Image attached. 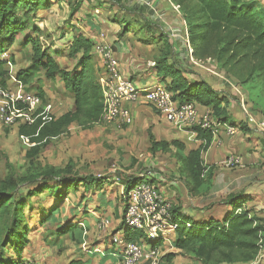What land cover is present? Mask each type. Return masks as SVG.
Wrapping results in <instances>:
<instances>
[{"label": "trees", "instance_id": "1", "mask_svg": "<svg viewBox=\"0 0 264 264\" xmlns=\"http://www.w3.org/2000/svg\"><path fill=\"white\" fill-rule=\"evenodd\" d=\"M174 1L183 11L190 42L197 58L207 57L212 49L214 57L223 67L229 71L235 70L236 78L241 84L253 83L249 88L253 107H249V110L255 117L258 115L254 113L264 115V95L254 94L258 86L264 85V6L259 7L256 0ZM53 4V0H0V53L12 48L17 42L18 34H23L21 43H24V47H30L32 50L31 65L19 69L17 82L28 89L34 71L43 69L50 80L60 76L65 88L74 98V109L60 116L40 108L36 111L32 124L19 125V136L31 145L33 156L48 146L53 139L67 132L73 124L88 129L102 123L105 109L103 87L98 82L93 65L94 43L83 34L74 36L69 46V56L76 59L72 69L60 67L54 56L59 54L58 51L53 50V55L48 47L42 46V29L36 25V14L41 10L50 9ZM79 6L80 2L72 9V15ZM164 43L167 54L161 55L155 66L164 71L158 82L166 86L173 99L181 104L194 102L211 109L212 116L219 124L227 123L237 127L239 132L249 130L247 126L250 125L247 122L235 123L232 120L225 105V97H221L210 83L203 79L192 81L185 76V71L172 61L171 45L167 40ZM6 62V59H0V77L4 86ZM168 77L170 81L167 80ZM37 94L46 104V92L40 85ZM190 130L197 132L198 136L205 140V144L188 152L185 144L179 140H156L151 130L148 131V138L152 153L160 150L167 152L172 147L177 149V158L181 163V170L186 174L189 192L194 194L203 186L208 190L211 181L212 171L205 165L203 153L209 147L213 133L212 130L200 126ZM39 178L40 182L23 195H17L18 180H0V264H19L24 260L22 254L31 231L26 210L32 209L31 200L34 197L47 194L56 200L50 209L42 210L45 216L40 221L41 225L45 222L54 223L64 211L62 206L71 191L78 192L81 187L86 191L101 190L107 182L93 174L81 175L70 165L64 169H50L40 174ZM144 180L152 182V178L146 174L123 179L126 198H122V201L125 204L133 185ZM247 201L249 195L244 191L228 195L224 204L232 210L228 211L222 220L194 219L182 215L178 209H173V221L178 224L174 247L194 255L204 264H258L259 240L264 239V220L252 214L251 210L243 208V203ZM75 226L78 227L75 221L68 225H58L54 235L58 238L69 235L80 245L81 232L80 229L74 231ZM120 229H125L128 239L141 236L140 232L127 228L124 219ZM176 256L177 254L172 252L167 254L166 258L172 264Z\"/></svg>", "mask_w": 264, "mask_h": 264}, {"label": "rangeland", "instance_id": "2", "mask_svg": "<svg viewBox=\"0 0 264 264\" xmlns=\"http://www.w3.org/2000/svg\"><path fill=\"white\" fill-rule=\"evenodd\" d=\"M64 1L68 2V6L72 10L81 0H75V2H73L74 0ZM256 2L259 7L264 6V0H256ZM64 7L65 9L68 8ZM172 9L183 15L181 7L179 9V11L181 10L180 13L174 7ZM39 13L36 14V25L42 29L40 33L42 46L48 47L49 52L53 55V50L58 51L59 54L54 56L60 67L72 69L76 59L68 55L70 44L67 39L70 37L68 34L72 32L70 30L71 26H75L72 24L73 15L69 14L68 11L64 12L62 8L59 12H45L43 18L38 17ZM186 27L188 28L184 23V30L187 29ZM176 28L181 29V27L170 26L168 30V25H166V29L171 33V49L175 58L174 61L172 60L173 63L183 69L185 73L187 72L186 76L190 80L203 79L210 83L221 97H225V105L229 109L228 111L231 114L238 113L242 119L241 121L246 122L241 101L247 102L250 109H252L253 103L249 96V88L253 86V83L241 84L242 82L240 83L236 78L235 70L229 71L228 68L223 67L222 63H219L214 57L212 49L209 50L207 57L197 58L190 42L189 32L186 30L184 34L179 35L180 30ZM22 40L23 34H18L17 42L12 48L0 53V59H6L7 61L5 65L7 74L4 76L6 86L13 89L21 87L16 80L19 69L31 65L32 50L30 47H24V43H21ZM178 49L181 50L179 59L176 54ZM45 83L44 91L48 102L47 112L60 116L74 109L73 95L65 88L60 76L55 80H50L46 77L43 69H38L34 71L28 89L37 92L38 86L45 85ZM258 93L264 95L263 84L254 90L255 95ZM231 101L234 102V106H230ZM246 108L248 107L246 106ZM200 110L203 111L201 108ZM254 114L258 115L257 117H264L259 113ZM133 123L131 125L100 123L88 129L73 124L67 132L53 139L48 146L42 148L38 154L33 156L31 154L32 149H30L31 145L19 136V125L5 126L0 122V180L8 182L10 178L18 180L17 195H23L40 182V174L48 172L50 169H64L68 165L74 167L81 175L93 174L105 181H111V183L119 179V184L125 177L143 176V173L146 172L154 174L160 169L166 170L165 173L168 170L174 173L175 170V174H179L180 172L174 161V152L170 150L169 153H164L162 151L155 154V157L151 156L152 152L149 149L147 134L149 126L141 125L134 131V135H131L128 130L134 127ZM172 161L174 164L171 163ZM159 172L163 173L161 170ZM222 173L223 171H220L219 175L223 176ZM261 181H264V179ZM145 182L146 180L141 184ZM221 183H217V187L221 186ZM119 184L116 186L117 191H120ZM259 188V184L256 187H250L253 192ZM111 193L113 200L115 198L114 190ZM120 199L121 197L117 196L116 200H111L112 206L108 207L109 215L114 222H119L122 219V209L121 207L117 208L122 204ZM55 202L56 200L52 195L47 194H43L42 197H34L31 200L32 209L30 211L26 210L29 215L28 223L31 231L28 235L29 241L22 254L23 258L25 257L24 260L30 258L38 263L43 262L45 264H90L83 262V257L86 256L87 249L94 252L92 251L93 245L82 247L69 235L58 238L54 235V232H57L58 225H68L74 223V221L76 224H80L82 219L87 224L92 222V212L90 213L88 210L93 211L96 209L100 199L96 197L94 190L86 191L81 187L78 192L71 191L65 200L64 206H62L64 211L58 216V220L54 223L45 222L44 225H41L40 221L45 216L42 210L50 209ZM79 207L81 208L77 211L76 209ZM85 207L88 208L87 211ZM118 213L119 215H117ZM100 219L107 220V217L103 216ZM73 230L78 231L79 227L75 226ZM86 230L88 231L87 235H89V228ZM95 235L96 233L91 236V241L97 239V235ZM172 246H174V242ZM171 251L178 255L172 264H204L188 252L176 250L175 247ZM113 253L118 259L121 258L117 250ZM24 260H21L19 264H23ZM111 260L113 261L114 258H111ZM257 263L264 264V252Z\"/></svg>", "mask_w": 264, "mask_h": 264}, {"label": "crops", "instance_id": "3", "mask_svg": "<svg viewBox=\"0 0 264 264\" xmlns=\"http://www.w3.org/2000/svg\"><path fill=\"white\" fill-rule=\"evenodd\" d=\"M174 5L179 4L174 0H81L79 9L73 15L72 24L75 26H71L70 30L72 32L68 34L70 37L67 40L71 45L74 36L83 34L94 43L93 65L98 82L103 85L105 72L95 48L101 42L100 35L104 32L107 36L106 40L115 50L121 74L133 79L139 87H147L160 81L161 75L164 73L155 65L161 55L167 54L168 50L165 48L164 41L167 40L170 45L172 44L171 33L168 31L170 26L181 27V29L176 28L180 30L179 35L184 34L186 30L188 31L187 27L184 30V23L186 26L187 23L183 15L172 9ZM64 6L68 8L65 9ZM61 8L64 12L68 11L72 15L68 2L63 0L55 1L50 9L39 11L38 17L43 18L45 12H59ZM178 12L180 13L181 10ZM166 25H168V30ZM176 54L179 59L181 50L178 49ZM64 69L70 68L65 67ZM187 74L186 72L185 76ZM167 80L170 81V77ZM41 87L44 89L46 83ZM230 106H234L233 101L230 102ZM128 107L131 111L132 123L134 122V127L128 130L131 135H134V131L139 126L144 125L146 127L148 125V131L151 130L156 140H179L185 144L186 152L205 144V140L198 136L197 132L190 130L191 128L188 127L174 126L161 113L143 101L130 103ZM44 108L45 110L48 109V102L44 104ZM229 114L235 123L242 122L238 113L231 114L229 112ZM228 126L227 123L220 124L219 132L213 135L209 147L203 153L204 163L212 171L208 190L203 186L194 194L189 192L186 174L181 170V163L178 161L175 147L170 150L174 152V161L180 173L175 174V170L174 173L169 170L165 173L166 170L160 169L163 173L159 172L160 170L156 171L153 174L152 183L157 186L166 199L173 203L175 210L178 209L182 215L194 219L214 218L222 220L225 214L232 210L224 204L226 197L231 193L244 191L249 195V201L243 203L244 208L251 210L252 214L264 220V181H261L264 179V138L259 130L252 126H247L249 128L247 131L240 130L238 134L231 136L226 131ZM169 151L163 152L169 153ZM158 152H162V150ZM158 152L150 155L155 157ZM230 154L240 156L242 158L241 165L228 167L225 160ZM171 163L174 164L173 161ZM220 171H223V176L219 175ZM119 183V179L114 183L107 181L101 190L94 191L96 197L100 199L99 204L96 205L97 208L93 210L95 212L85 207L86 211L92 212L93 221L87 224L82 219L81 223L78 224L82 238L79 246L93 245L92 251L96 254L87 249L83 262L90 264H121V258L118 259L113 253L117 249L112 244L113 235L117 233L125 234V229L120 228L126 206L122 198H126V194H124L123 180L121 184ZM217 183H221V186L217 187ZM118 184L120 185V191L116 189ZM258 184L260 188L255 192L251 191L250 187H256ZM113 190L115 196L113 200H116V197L119 196L122 202L121 205L117 206V208L121 207L122 209V219L119 222H114L109 215L108 207L112 206L111 196L113 195L111 192ZM103 216L107 217L110 224L107 233H103L98 226L101 221L100 218ZM87 228H89V235H87ZM95 233L97 239L91 241V236ZM111 258H114V260L112 261ZM35 263L45 264L36 261Z\"/></svg>", "mask_w": 264, "mask_h": 264}, {"label": "built area", "instance_id": "4", "mask_svg": "<svg viewBox=\"0 0 264 264\" xmlns=\"http://www.w3.org/2000/svg\"><path fill=\"white\" fill-rule=\"evenodd\" d=\"M174 8L179 11L180 5H174ZM100 36L101 42L97 44L95 52L99 55L105 72L102 85L105 104L102 123L131 124L132 115L128 104L143 101L177 127L200 126L212 130L213 135L219 132L220 124L214 120L211 109L194 102L181 104L175 101L172 93L161 82L139 87L123 76L119 71L115 50L106 40V34L102 32ZM25 88L22 85L17 89L4 86L0 77V122L3 125L32 124L36 111L43 108L39 94ZM241 107L246 122L256 127L264 138V117L252 115L247 102L243 100ZM226 131L231 136L239 133V129L234 126H228ZM241 163L242 158L235 154H230L225 160L228 167L239 166ZM145 174L153 177L151 173H143V176ZM141 183L133 185L129 191L124 211L125 226L140 232L141 236L128 239L125 234L117 233L112 236V244L121 255V264H171L166 256L173 252L172 244L178 229V224L173 221V203L151 181ZM109 225L107 220H101L98 224L103 233L108 232ZM259 247L260 258L264 252L263 238L259 240ZM23 264L37 263L27 258Z\"/></svg>", "mask_w": 264, "mask_h": 264}]
</instances>
